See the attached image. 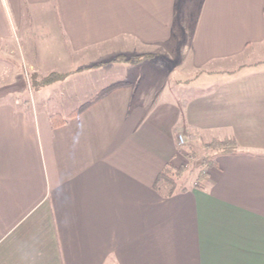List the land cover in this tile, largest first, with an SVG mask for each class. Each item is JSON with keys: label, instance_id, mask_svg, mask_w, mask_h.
Instances as JSON below:
<instances>
[{"label": "crops", "instance_id": "0c3cea01", "mask_svg": "<svg viewBox=\"0 0 264 264\" xmlns=\"http://www.w3.org/2000/svg\"><path fill=\"white\" fill-rule=\"evenodd\" d=\"M176 6L0 0V264H264V0H198L178 41ZM194 119L237 148L167 194Z\"/></svg>", "mask_w": 264, "mask_h": 264}, {"label": "rangeland", "instance_id": "374dc122", "mask_svg": "<svg viewBox=\"0 0 264 264\" xmlns=\"http://www.w3.org/2000/svg\"><path fill=\"white\" fill-rule=\"evenodd\" d=\"M197 4L198 0H177V6H176V23L174 28V35L176 38V41L183 35V29H182V23L183 20H187V18H193L194 14L197 10ZM32 21H37V24L40 26L41 24L45 23V27L42 29L43 36H48L54 40L60 39L58 35L63 40V33L60 26H58V18L55 13L52 11H49L48 9H41L34 13L32 16ZM30 20V18H29ZM61 32V33H60ZM60 45V51L62 59L66 56V49H62L63 41ZM174 46V45H173ZM170 51H174V47L170 49ZM173 56L177 57V53L173 52ZM167 56L162 54L161 60L164 62L163 65L166 66V69H170L173 67L172 63H169V60L166 58ZM51 64H54V61L51 59V61H48ZM64 63V61L62 62ZM145 73V72H144ZM174 78L176 80L180 79L179 73L175 72ZM191 125L188 129V134L185 133L182 134V137L184 139V143L180 144V147L185 149L189 155V157H186L185 161L186 165H184V171L183 174L180 177H175V183L177 188H181L185 185L194 184L198 181V176L200 169L203 167L202 164H199L201 161H203L206 157L208 159H214V151L209 150L205 147L204 142H207L209 140H212L215 135H217L219 132H223L222 129L214 128L213 125L208 124H202L201 122L198 123L195 119L190 122ZM252 126V125H251ZM259 126V125H257ZM235 131H239L241 126H235ZM192 134V135H191ZM191 136V138H190Z\"/></svg>", "mask_w": 264, "mask_h": 264}, {"label": "trees", "instance_id": "16d2710c", "mask_svg": "<svg viewBox=\"0 0 264 264\" xmlns=\"http://www.w3.org/2000/svg\"><path fill=\"white\" fill-rule=\"evenodd\" d=\"M147 58V56H137L136 58L133 59H124L123 57L119 56L118 58H116L114 61H126V62H139L143 59ZM65 76V74L62 73H57V72H53L45 77H42V79L40 80V84L44 85V84H49L52 82H55L59 79H62ZM122 84H125V82H119L116 84H113L111 86H108L104 89H102L97 95H95L92 99H90L88 102H86L84 105H82L81 107H79L78 109H76L75 111H73L70 115H68L67 117L61 115V114H55L52 116V123L54 126L63 124L67 121V119L79 112H81L82 110H84L85 108H87L88 106H90L91 104H93L94 102H96L103 94L113 90L114 88L121 86ZM205 147L208 148L209 150H212L214 152H218V153H230L236 150L237 148V143L234 139L232 138H226L223 140H213L209 143L205 144ZM214 159H208V157H206L203 161H201L199 164H202V168L200 169L199 172V176H203L205 174V172L207 171L208 167L211 166V164L213 163ZM184 165H180V166H175L172 163H168L166 165V167L164 168V170L160 173V175L157 178L156 181V189L158 190H162L164 192H166L167 194H172L174 192H176L178 190L176 183H175V177H180L183 174L184 171Z\"/></svg>", "mask_w": 264, "mask_h": 264}, {"label": "built area", "instance_id": "2783aa9c", "mask_svg": "<svg viewBox=\"0 0 264 264\" xmlns=\"http://www.w3.org/2000/svg\"><path fill=\"white\" fill-rule=\"evenodd\" d=\"M179 141H180L181 144L184 143V139H183L182 135L179 137Z\"/></svg>", "mask_w": 264, "mask_h": 264}]
</instances>
